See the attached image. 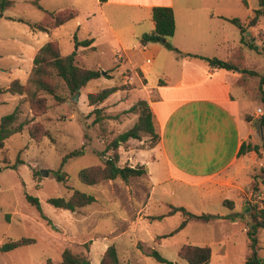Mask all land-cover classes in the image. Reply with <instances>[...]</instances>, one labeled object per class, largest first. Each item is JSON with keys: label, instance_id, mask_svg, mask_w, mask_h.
Masks as SVG:
<instances>
[{"label": "rangeland", "instance_id": "1", "mask_svg": "<svg viewBox=\"0 0 264 264\" xmlns=\"http://www.w3.org/2000/svg\"><path fill=\"white\" fill-rule=\"evenodd\" d=\"M34 0H0V85L7 86L14 79L26 81L32 68L37 49L49 40L60 42L61 52L67 55L76 49L74 36L88 38L85 27L77 30L76 21L50 31H33L23 18L32 22L40 21L44 12L33 3ZM232 2L234 0H228ZM91 6L93 0H40L44 9L59 10L72 7L71 4ZM79 3V4H78ZM259 0L243 2L240 14L242 19L254 16ZM130 18H114L116 30H122L129 24ZM103 27V26H102ZM255 27V26H252ZM248 27L246 38L254 39L259 50L244 45L245 66L264 72V14L260 26ZM236 32L238 44L241 33L238 27L228 23L227 35ZM260 37V39H259ZM96 50L78 48V62L92 69H100L102 75L91 80L80 90L79 96L71 93L65 83L58 79L57 93L60 102L49 93H42L47 110L39 112L32 109L24 95L5 94L0 96V118L20 107V122H28V127L39 124L49 135L33 139L28 129L14 134L6 140V150L0 149V246L11 239L33 237L35 243L17 247L7 252L0 251V264H58L62 260L64 249L75 253L88 254L92 264H100L106 248L115 244L122 264H166L156 261L148 253L152 248L163 256L179 264H190L179 256L184 244L210 246L212 257L208 264H244L249 253L247 222L251 204L260 203L259 191L251 183L243 199L229 193L226 196L235 200L233 209L223 204L222 191L214 188H199L182 183L165 181L166 168L162 163L153 162L160 151L151 154L152 138L143 135L140 140L131 139L120 148V165L136 166L146 160L151 162V174L133 177L128 181L120 178L105 180L96 185H87L80 181L79 171L84 167L102 166L111 152L101 157L98 152L104 150L114 137L130 129L138 120V113L131 111L132 105L146 99V84L139 69L134 67L147 62L146 54L141 51L140 41L133 37L117 41L109 27L100 34L94 44ZM138 48H135V46ZM155 58L148 72V89L156 87L165 71L175 83V67L172 58L181 56L165 47ZM176 64V65H175ZM105 71V74L103 73ZM135 79H132V75ZM139 78V79H137ZM114 85H123L124 90L117 91L99 105H90L88 94ZM239 94L243 90L235 87ZM250 111L263 107L254 100ZM99 109L100 112L95 109ZM262 116V115H261ZM261 116H254L253 142L262 143ZM98 120V121H97ZM261 132V133H260ZM84 147L85 153L70 157L62 171L67 185L58 182L55 172L61 168L65 155ZM251 177L258 183H264V152L252 151ZM10 164L18 157L24 160L16 168L6 167L5 157ZM144 164V163H143ZM146 165V164H145ZM43 170L49 174L44 176ZM74 189L93 194L96 201L75 211L56 208L48 202L50 197H69ZM30 194L39 198L42 208L51 219V224L41 218L38 210L28 200ZM226 199V198H225ZM241 202L247 203L242 207ZM184 205L195 213H210L214 218L209 222L191 221L183 229L179 227L183 215L160 217L167 213L168 206ZM239 216L233 220V214ZM240 214H243L240 215ZM9 215V217L7 216ZM261 255L264 257V228L260 229ZM162 235H168L161 238Z\"/></svg>", "mask_w": 264, "mask_h": 264}, {"label": "crops", "instance_id": "2", "mask_svg": "<svg viewBox=\"0 0 264 264\" xmlns=\"http://www.w3.org/2000/svg\"><path fill=\"white\" fill-rule=\"evenodd\" d=\"M243 2L244 0H93L91 6L71 4V8L80 12L77 18L72 19L76 21L77 30L85 27L89 32L88 38L94 39L93 45L106 27L113 30L114 37L119 42L131 37L140 41L144 33L155 28L152 20L153 7L170 6L174 9L176 31L170 40L183 51L181 56L172 58L177 63L174 69L175 83L170 86L172 79L165 71L160 70L166 78H161L156 87L148 89L150 66L154 65L155 58L166 49L160 42L143 45L140 41L139 49L146 54L149 66L141 63L134 67L145 78L146 84L143 86L147 90L146 99L151 105L161 136L159 143L150 152L160 151L159 157L156 156L153 162L165 165V181L199 188L216 187L222 191V199H229L226 196L229 193L243 199L247 187L253 181L251 173L255 166L252 163V151L243 155H239V151L244 142L257 144L253 142L257 108L250 111L255 101L247 95L244 88L236 84L241 76L239 71L212 68L201 58H190L184 54L228 58L232 50L242 44H238L236 32L231 37L227 35L228 23L234 24L224 17H238L247 22L249 18L243 20L239 13ZM119 17L130 18V22L118 31L114 27V18ZM258 25L260 26V20L256 26ZM256 26L252 28L256 29ZM135 75H132V79H135ZM235 87L243 92L235 93ZM141 163L146 164L151 174V162L146 160ZM263 165L264 161L260 163L261 167ZM259 194L263 201L264 183H261ZM245 204L247 203L241 202L242 207Z\"/></svg>", "mask_w": 264, "mask_h": 264}, {"label": "trees", "instance_id": "3", "mask_svg": "<svg viewBox=\"0 0 264 264\" xmlns=\"http://www.w3.org/2000/svg\"><path fill=\"white\" fill-rule=\"evenodd\" d=\"M100 1L105 2L107 0ZM244 2L246 3V0ZM33 3L44 12V16L40 21L32 22L23 18H17L18 21L26 23L33 31H50L56 29L80 15L79 10L75 8L67 7L59 10H48L42 7L40 0H34ZM263 14L264 0H259V7L254 10V16L247 22L242 21L238 17H224L238 27L241 33V44L243 45L234 48L228 58L209 57L193 53H185L184 55L190 58H201L212 68L239 71L241 76L237 79L236 84L244 88L247 95L253 101L258 100L264 106V72L262 73L245 66L246 53L244 50V45L250 49L259 50V45L254 40L250 41V39L246 38L245 33L248 31V27L258 24ZM0 16H2V13H0ZM152 20L155 23V28L151 32H146L141 36V43L146 45L149 42H160L168 49L174 50L181 55L183 51L174 46L170 40L176 31L174 9L170 6H155L152 8ZM74 39L76 49L83 46L92 51L96 50V46L93 45V38L79 40L75 35ZM78 55L77 50L67 55L62 54L60 42L58 40H49L36 52L33 60L34 65L27 80L23 82L20 79H14L7 86L0 85V96L5 94L24 95V99H26L32 109L45 112L47 110V104L42 93H49L60 102L62 101V98L57 93L56 81L58 79H61L65 83L71 93L77 94L91 80L97 79L102 75L100 69H92L81 65L77 60ZM124 89L125 87L123 85H114L97 92L89 93V104L99 105L113 93ZM95 110L100 112L97 108ZM130 110L138 113L137 122L130 129L110 140L106 148L98 152V155L101 157L109 152L112 153L111 156L104 160L102 166L84 167L79 171L78 177L81 182L87 185H96L105 180L120 178L128 181L133 177H140L147 174L148 167L145 164H138L136 166L119 164L121 158L119 148L123 143L131 139L140 140L143 135H147L152 138L153 146H155L161 139L155 122V115L147 99L139 100L132 105ZM19 116L20 107L18 105L12 112L0 118V149L7 151L5 147L6 140L14 134L22 133L26 129H28L33 139H37L39 135H49V131L44 130L39 124L28 127V122H20L16 125ZM259 124L263 129L262 143L248 144L244 142L240 148L239 155H243L248 151H255L257 154L264 152V113L260 117ZM83 153H85L84 147L67 153L63 158L61 168L55 172L56 180L64 183L69 189L73 188L66 184L67 178L62 171V167L70 157ZM4 162L7 163L6 167L16 168L24 160L18 157L14 164H10L9 156H7ZM251 186L254 190L260 191L257 182L252 181ZM26 197L36 207L41 218L51 224V219L44 212L39 198L30 194H27ZM95 201L96 197L93 194L78 189H74L69 197L48 198V202L54 207L71 211L86 207ZM223 204L231 209L235 206V202L231 199H224ZM176 213L183 215V221L179 230L183 229L191 221L209 222L213 219L210 213H195L184 205L173 204H170L167 213L160 217L174 215ZM240 215L243 216V214ZM7 216L9 217V215ZM238 216V212L234 213L233 220ZM247 225L249 253L244 264H264V257L261 255L262 246L259 234L260 229L264 228V200L262 201V206H260V203L251 204ZM167 236L162 235L160 237L165 238ZM35 242L36 239L33 237H22L16 240L11 239L0 246V251L7 252ZM148 255L160 263L179 264L170 261L155 248H152ZM179 256L190 264H208L212 257V249L210 246L184 244L179 250ZM58 264H92V262L88 254L75 253L70 248H66L62 253V260ZM100 264H122L118 248L115 244H111L106 248Z\"/></svg>", "mask_w": 264, "mask_h": 264}, {"label": "water", "instance_id": "4", "mask_svg": "<svg viewBox=\"0 0 264 264\" xmlns=\"http://www.w3.org/2000/svg\"><path fill=\"white\" fill-rule=\"evenodd\" d=\"M248 34L250 33V32H247ZM254 39H252V41H253ZM104 74H105V71L103 72ZM75 96H79V93H77V94H75ZM42 174L44 175V176H47L48 174H49V172L47 171V170H43L42 171ZM214 218H223L224 216H218V215H215V216H213Z\"/></svg>", "mask_w": 264, "mask_h": 264}, {"label": "built area", "instance_id": "5", "mask_svg": "<svg viewBox=\"0 0 264 264\" xmlns=\"http://www.w3.org/2000/svg\"><path fill=\"white\" fill-rule=\"evenodd\" d=\"M263 113H264V110H263V108L261 106L257 107V109L255 110V115L256 116H261Z\"/></svg>", "mask_w": 264, "mask_h": 264}]
</instances>
